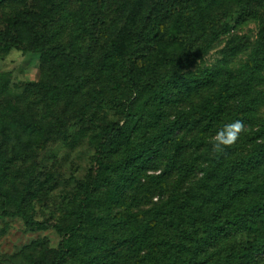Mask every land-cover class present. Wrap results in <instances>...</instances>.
<instances>
[{"label":"trees","instance_id":"obj_1","mask_svg":"<svg viewBox=\"0 0 264 264\" xmlns=\"http://www.w3.org/2000/svg\"><path fill=\"white\" fill-rule=\"evenodd\" d=\"M221 1L0 0V54H36L40 68L39 80L17 86L14 95L0 75V218L46 227L25 212V194L19 193L11 211L3 191L6 171L26 155L30 142L42 147L65 140L76 126L79 138L88 137L96 151V167L78 185L72 224L57 228V251L38 264H110L104 261L113 257L140 264V252L148 254L141 264H264V176L253 175L264 169V145L227 165L232 137L259 106L249 93L264 83V8L255 11L264 0H233L242 3L241 21L252 18L260 25L246 72L235 77L223 65L189 72L198 47L207 51L228 32L225 23L205 21ZM177 43L186 48L167 66L157 56ZM110 107L120 120L98 119ZM222 118L228 143L214 153L188 196L175 199L169 212L154 209L168 230L161 242H149L150 223L133 229L146 213L129 221L121 216L132 181L128 172L134 163L145 171L182 132L210 133L224 125ZM255 135L264 137L262 128ZM169 161L177 173V156ZM93 246L103 247L102 258L86 254Z\"/></svg>","mask_w":264,"mask_h":264},{"label":"rangeland","instance_id":"obj_2","mask_svg":"<svg viewBox=\"0 0 264 264\" xmlns=\"http://www.w3.org/2000/svg\"><path fill=\"white\" fill-rule=\"evenodd\" d=\"M240 4L242 3L233 0H222L216 5V11L209 10L205 19L208 26L220 22L216 24L220 27V24L225 23L228 32L221 35L207 51L203 50L204 46L198 47L196 62L189 72H203L215 65L226 66L237 74L235 77L247 71L254 47L259 40L260 25L256 19L240 20ZM263 8L257 7L255 11L262 12ZM204 28L206 27L201 26V29ZM169 40L167 37L166 41ZM178 44L180 43L162 49L157 57L168 66V63L174 62L186 48L183 44L181 47ZM262 72L264 78V67ZM1 74L6 76L14 89L11 95L18 94L17 86L39 80L38 56L16 50L0 54ZM249 95V100L258 102L259 106L250 114L253 119L240 127L238 134L231 139V156L227 161L229 167L238 163L255 147L264 145V137L258 139L255 135L261 128L264 131V83L254 86ZM197 100L200 101V97H197ZM89 113L85 112L86 116H89ZM102 115L115 122L121 118L119 111L117 113L113 107L100 110L98 119ZM222 120L224 125H219L210 133L195 131L183 135L182 132L173 144L167 146V152L163 151L162 155L159 153L149 161L145 171L138 172L139 165L134 163L135 168L128 172L132 181L123 194L125 211L121 216L129 221L130 215L146 213L147 216L135 222L133 229H142L145 224L150 223V237L147 239L149 242H161L168 230L155 216L154 209L161 208L169 212L175 199L188 196L189 190L200 179L202 170L215 156L214 153L219 152L220 147L228 143L225 132L226 119ZM77 129L76 126L71 127L67 139L48 141L42 147L32 145L33 141L30 142L26 155L6 171L7 179L3 183V191L8 197L9 210L14 209L19 193L25 194V212L33 221L45 223L46 227L29 228L19 217L0 218V264H38L41 259L50 260L57 251L62 239L57 228L64 230L72 224L80 198L78 185L85 181L89 171L94 169L97 163L93 144L88 137L79 138ZM11 143L15 144L14 140ZM21 144H26L25 138H21ZM174 156H177L179 163L177 173L169 161ZM256 174L263 178L264 169L253 173ZM98 218L99 214L95 219ZM163 220H169L168 213ZM103 253L104 249L100 246L86 250V254H94L97 258H102ZM147 255L140 252L136 254V260L141 264ZM105 260L104 262L110 264L126 263L125 259L115 257Z\"/></svg>","mask_w":264,"mask_h":264},{"label":"clouds","instance_id":"obj_3","mask_svg":"<svg viewBox=\"0 0 264 264\" xmlns=\"http://www.w3.org/2000/svg\"><path fill=\"white\" fill-rule=\"evenodd\" d=\"M234 127L238 130L239 129V124H236V125H234Z\"/></svg>","mask_w":264,"mask_h":264}]
</instances>
